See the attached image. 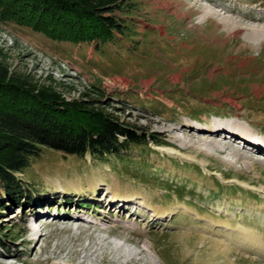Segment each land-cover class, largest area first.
<instances>
[{
    "label": "rangeland",
    "instance_id": "rangeland-1",
    "mask_svg": "<svg viewBox=\"0 0 264 264\" xmlns=\"http://www.w3.org/2000/svg\"><path fill=\"white\" fill-rule=\"evenodd\" d=\"M131 2V11L117 13L134 22L124 40L97 51L0 22L3 62L13 73L68 101L99 100L161 142L104 162L44 148L26 175L17 174L31 197L0 220V264H112L128 254L144 264H264V250L251 243L264 245V45L252 49L216 18L200 22L210 4L264 17V0ZM183 127L190 137L164 133ZM211 132L226 153L198 144ZM177 138L194 146L182 149ZM170 147L196 159L171 156ZM116 189L118 200L109 202ZM240 226L253 236L230 231ZM143 249L149 252L138 256Z\"/></svg>",
    "mask_w": 264,
    "mask_h": 264
},
{
    "label": "trees",
    "instance_id": "trees-1",
    "mask_svg": "<svg viewBox=\"0 0 264 264\" xmlns=\"http://www.w3.org/2000/svg\"><path fill=\"white\" fill-rule=\"evenodd\" d=\"M131 3L0 0V22L42 34L55 42L71 43L76 48L87 45L97 51L124 40V30L134 22L117 13L131 11ZM3 58L0 50V189L4 193L0 194V220L10 206L24 209L22 202L31 193L17 174L26 175L25 170L44 148L79 158L89 155L104 162L109 158H126L124 155L133 147L152 143L160 146L155 134L121 122L99 100L83 96L86 99L68 101L54 87L35 85L13 73Z\"/></svg>",
    "mask_w": 264,
    "mask_h": 264
},
{
    "label": "bare ground",
    "instance_id": "bare-ground-1",
    "mask_svg": "<svg viewBox=\"0 0 264 264\" xmlns=\"http://www.w3.org/2000/svg\"><path fill=\"white\" fill-rule=\"evenodd\" d=\"M260 6L261 5H255V7H253V10L254 11L259 10L258 7L260 8ZM262 8H260V9L262 10ZM261 15H263V14H261ZM255 16L254 15H249V16H245V17L233 16L230 12H224L222 10H218L215 6H213L212 4H210L208 7L206 6V8H204L203 14H201V16H200V22H205V21L208 20V18H216V19H218L219 24L221 26H224L227 29L228 32L233 33V36H237V35H240L241 34L243 36L244 40L251 46L252 49H257V48H260L261 45H264V17H255ZM262 91L264 92V89H260L258 92L260 93ZM237 107H239V106L237 105ZM240 119H242V118L240 117ZM216 127H218V126H216ZM228 127L231 130L232 129L236 130V128L239 129V130H242L243 129L241 127V125H236V124H233V125L228 126ZM227 131L230 132L229 129ZM172 132L174 134L181 133L184 136L190 137L189 132H193V130L192 131H188L186 127H183L181 129L165 130L164 133L165 134H169V133H172ZM212 132L213 133H219V132H222V131L221 130H214ZM212 132L211 133H208V134H203V135L200 134V135H202L205 138H201L199 140L198 144L199 145H203V146H205L208 149H212V151H213V149L215 150L216 148H221L222 153H226L227 152V149L224 148L221 145L222 143L217 140L218 137L215 136V135H213ZM233 137H237V139H241L242 138V137H238V134L234 135ZM228 138L229 137H227L226 139L228 140ZM252 139H254V138H252ZM241 140L242 141H245L243 139H241ZM177 142H179V146L182 149H188V148L194 146V145H190V144L188 145L186 141L180 140V138L179 139L177 138ZM257 142L258 141H255L254 143H257ZM197 149H200V146L198 147V145H197ZM203 151H207V150H203ZM166 152H168L171 156L181 155L182 158H184L186 160L194 161L196 159V157H194V156L183 154L182 150H179V149L174 148V147H170L169 149L166 150ZM262 152H263V150L260 152L261 154H259L258 152H257V154H259L260 156H263L264 157V153H262ZM208 154H209V152H208ZM231 155H232V153H231ZM232 156L233 157H239V160L241 158H244V159L247 158V156L244 153H240V152H238L236 150H234ZM258 161H260V159ZM248 164L250 165V163H248ZM206 170H208L207 167H206ZM244 186L251 187L249 184H245ZM119 192H120V190H118V189L111 190V195L112 196L109 198L108 201L109 202H112V203H115V201L118 200ZM121 201H123V202H129L131 200H129V198H127V197H124V199H122ZM140 204H142V203H140ZM121 208L120 207L117 208L118 209V212H119V210H120V212L122 211ZM102 212H104V211H102ZM173 214H174V211L173 210L170 211V215L172 216ZM153 215L156 216V217H158V215L160 216V214H158L157 211H153ZM64 218L65 219H63V220H68V218H66V217H64ZM74 218H76V217H74ZM76 220L75 219H72L71 221L68 220L67 222H73V221H76ZM85 220H86L87 223L89 222V225H91L93 227H96V228H99L98 225L93 224V221L87 220V219H85ZM78 222H80V220ZM90 223H92V224H90ZM119 225L120 224H118V226ZM225 228L228 230L227 225L225 226ZM88 229H89V227H88ZM128 229L131 230V231H133V232L136 231V229L134 227H130L129 226ZM97 230H98V232H106V231L109 232V230H105L103 228H99ZM230 231L236 233L237 235H239L241 238H244L245 240H248L249 238H251L253 236V234H252L253 230L248 229L245 226H240L238 229L237 228L230 229ZM102 243H103V245L104 244H107L106 240H104V239L102 240ZM251 243L252 244H255V246H258L259 245L258 249L260 251L261 250L262 251L264 250V245L263 244H258V241H256V239L254 240L253 237L251 238ZM149 244H151V242ZM120 249H121V247H118L117 248L118 251ZM150 249H153V248L151 247ZM96 252H98V251H92V254H95ZM145 254H147V250L146 249H143L142 251H140L138 253V256H142V255H145ZM49 263L51 264V262H49ZM103 263L104 264H109L107 260H103ZM112 264H144V263H141L138 260H136V256H131V254H128L127 256H124L123 259H119V262H117V263L116 262H112Z\"/></svg>",
    "mask_w": 264,
    "mask_h": 264
},
{
    "label": "built area",
    "instance_id": "built-area-1",
    "mask_svg": "<svg viewBox=\"0 0 264 264\" xmlns=\"http://www.w3.org/2000/svg\"><path fill=\"white\" fill-rule=\"evenodd\" d=\"M60 65H62V66H63V65H65V64L63 63V64H60Z\"/></svg>",
    "mask_w": 264,
    "mask_h": 264
}]
</instances>
